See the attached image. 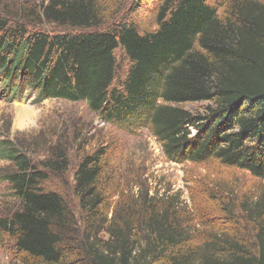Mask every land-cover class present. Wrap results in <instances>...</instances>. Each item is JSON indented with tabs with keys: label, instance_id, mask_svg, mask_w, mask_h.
Returning <instances> with one entry per match:
<instances>
[{
	"label": "trees",
	"instance_id": "trees-1",
	"mask_svg": "<svg viewBox=\"0 0 264 264\" xmlns=\"http://www.w3.org/2000/svg\"><path fill=\"white\" fill-rule=\"evenodd\" d=\"M104 1L47 0L41 13L0 16L1 91L84 101L120 130L147 129L171 161L247 171L263 184L254 207L236 214L228 203L223 211L232 223L252 219L258 254L226 232L198 243L179 194H150L140 182L123 188L108 141L79 148L78 217L46 187L68 170L66 149L49 147L39 164L0 138V159L11 164L0 182L17 199L0 216V235L13 240L20 264H264V2L221 0L219 11L216 0H160L157 28L145 31L127 19L110 24ZM202 101V114L181 106Z\"/></svg>",
	"mask_w": 264,
	"mask_h": 264
},
{
	"label": "rangeland",
	"instance_id": "rangeland-1",
	"mask_svg": "<svg viewBox=\"0 0 264 264\" xmlns=\"http://www.w3.org/2000/svg\"><path fill=\"white\" fill-rule=\"evenodd\" d=\"M264 2V0H260ZM47 0H0V16L20 18L27 7L41 13ZM106 11L110 24L124 19L133 21L140 30L150 31L157 28L156 5L160 0H106ZM221 0L215 7L222 11ZM46 30H54L51 25L43 24ZM121 49L117 58L122 56ZM124 56V55H123ZM126 64V62H125ZM1 80V79H0ZM0 81V138L13 140L15 144L34 161L40 164L47 155L49 147L56 145L65 148L70 165L61 177L51 176L47 181L48 189L62 193L72 205L76 215L81 214L78 198L73 190V176L79 161V148L85 146L93 150L97 142L108 141L112 144L113 174L123 188L131 190L136 182L144 185L150 194H179L184 206L194 214L197 242L203 243L205 237L226 232L238 238L247 252L258 254L255 239V226L252 219L247 222H230L225 217V204L231 203L234 212L240 214L246 206H252L262 192V182L247 171L226 167L218 161L197 164L192 161L175 162L163 153L154 136L143 129L127 133L104 122L91 111L84 101L71 102L65 99H45L35 101L36 94L28 92L21 99H11L9 93L1 91ZM209 103L186 102L181 106L194 114L205 112ZM192 132L194 130L191 129ZM34 153V154H33ZM11 169V164L0 159V174ZM234 196V199L232 197ZM251 205V206H250ZM17 208L15 199L8 189L7 182H0V216H6ZM264 219V214H262ZM101 236L107 237L102 233ZM0 264H20L15 255L13 240L0 235Z\"/></svg>",
	"mask_w": 264,
	"mask_h": 264
},
{
	"label": "built area",
	"instance_id": "built-area-1",
	"mask_svg": "<svg viewBox=\"0 0 264 264\" xmlns=\"http://www.w3.org/2000/svg\"><path fill=\"white\" fill-rule=\"evenodd\" d=\"M193 130V129H192Z\"/></svg>",
	"mask_w": 264,
	"mask_h": 264
}]
</instances>
